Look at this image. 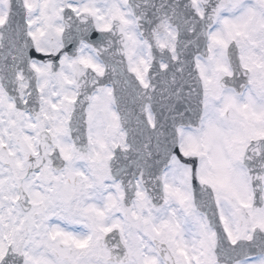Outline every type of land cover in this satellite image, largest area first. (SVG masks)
Here are the masks:
<instances>
[{"label": "snow or ice", "instance_id": "obj_1", "mask_svg": "<svg viewBox=\"0 0 264 264\" xmlns=\"http://www.w3.org/2000/svg\"><path fill=\"white\" fill-rule=\"evenodd\" d=\"M0 264H264V0H0Z\"/></svg>", "mask_w": 264, "mask_h": 264}]
</instances>
